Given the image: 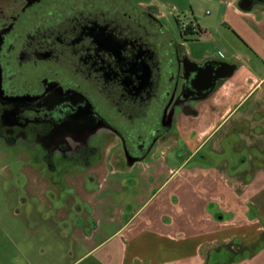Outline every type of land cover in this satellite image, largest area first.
<instances>
[{"label":"flooded vegetation","instance_id":"flooded-vegetation-1","mask_svg":"<svg viewBox=\"0 0 264 264\" xmlns=\"http://www.w3.org/2000/svg\"><path fill=\"white\" fill-rule=\"evenodd\" d=\"M162 16L155 0H0V151L32 159L34 185L51 191L59 205L46 206L75 235L96 217L109 176L168 155L182 118L228 79L223 62L236 63L193 58Z\"/></svg>","mask_w":264,"mask_h":264},{"label":"crops","instance_id":"crops-1","mask_svg":"<svg viewBox=\"0 0 264 264\" xmlns=\"http://www.w3.org/2000/svg\"><path fill=\"white\" fill-rule=\"evenodd\" d=\"M226 1L258 29L259 50L249 45L247 54L226 60L238 64L236 72L198 116L182 118V140L166 142L168 155L139 171L145 183L135 207L108 195L92 203L96 218L118 225L101 256L109 264H264V70L252 63L255 54L264 62V9ZM92 234L80 237L92 245Z\"/></svg>","mask_w":264,"mask_h":264},{"label":"rangeland","instance_id":"rangeland-1","mask_svg":"<svg viewBox=\"0 0 264 264\" xmlns=\"http://www.w3.org/2000/svg\"><path fill=\"white\" fill-rule=\"evenodd\" d=\"M157 4L163 11L160 22L167 34L174 35L193 58L211 55L233 60L236 54H247L249 45L255 47V52L259 50L258 29L228 8L226 0H161ZM191 22L207 30L206 37L185 32L183 25ZM255 55L254 70H264L260 55ZM32 165V159H25L18 150L4 148L0 151V264H109L101 256L113 243L108 238L117 223L104 216L100 217L98 227L99 217L89 218L82 233L75 235L71 226L57 220L54 211L46 206L50 202L59 203L51 191H42L34 185ZM139 171L135 168L131 172L111 174L108 184L118 183L122 189L119 192L108 187L105 194L116 201H126L130 208L135 207V192L145 183ZM75 203L79 201L74 200L72 205ZM70 208L68 223L77 219L74 207ZM106 213L113 211L107 209ZM91 233L92 245L91 241L80 237ZM94 244L104 246L102 253L89 252Z\"/></svg>","mask_w":264,"mask_h":264},{"label":"built area","instance_id":"built-area-1","mask_svg":"<svg viewBox=\"0 0 264 264\" xmlns=\"http://www.w3.org/2000/svg\"><path fill=\"white\" fill-rule=\"evenodd\" d=\"M189 25L191 27V33L193 35H196L199 38L202 37L204 34H208L207 30L201 29L199 27L198 23H196V22H191V23H188V24H184L183 25V29L188 28Z\"/></svg>","mask_w":264,"mask_h":264},{"label":"water","instance_id":"water-1","mask_svg":"<svg viewBox=\"0 0 264 264\" xmlns=\"http://www.w3.org/2000/svg\"><path fill=\"white\" fill-rule=\"evenodd\" d=\"M225 64L226 73L222 75L221 79L230 78L236 71L238 65L236 63L223 62Z\"/></svg>","mask_w":264,"mask_h":264}]
</instances>
